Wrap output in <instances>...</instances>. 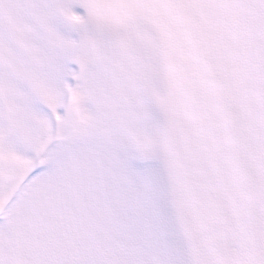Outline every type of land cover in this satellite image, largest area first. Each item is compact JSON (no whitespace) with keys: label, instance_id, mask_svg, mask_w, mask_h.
<instances>
[{"label":"snow or ice","instance_id":"obj_1","mask_svg":"<svg viewBox=\"0 0 264 264\" xmlns=\"http://www.w3.org/2000/svg\"><path fill=\"white\" fill-rule=\"evenodd\" d=\"M0 264H264V0H0Z\"/></svg>","mask_w":264,"mask_h":264}]
</instances>
